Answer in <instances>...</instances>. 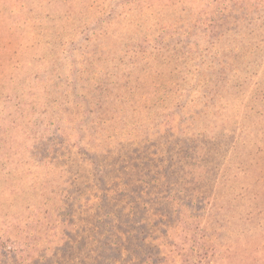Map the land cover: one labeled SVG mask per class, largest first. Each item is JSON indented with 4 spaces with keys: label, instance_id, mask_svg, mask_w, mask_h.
<instances>
[{
    "label": "rangeland",
    "instance_id": "1",
    "mask_svg": "<svg viewBox=\"0 0 264 264\" xmlns=\"http://www.w3.org/2000/svg\"><path fill=\"white\" fill-rule=\"evenodd\" d=\"M1 237L0 264H264V0H0Z\"/></svg>",
    "mask_w": 264,
    "mask_h": 264
},
{
    "label": "trees",
    "instance_id": "2",
    "mask_svg": "<svg viewBox=\"0 0 264 264\" xmlns=\"http://www.w3.org/2000/svg\"><path fill=\"white\" fill-rule=\"evenodd\" d=\"M10 244H13L10 239H7V238L4 239L3 237H1L0 238V251H3L1 253H4L5 255H8L11 252H13V249H15V248H13V246H9Z\"/></svg>",
    "mask_w": 264,
    "mask_h": 264
}]
</instances>
